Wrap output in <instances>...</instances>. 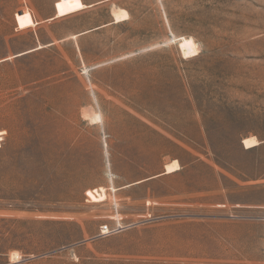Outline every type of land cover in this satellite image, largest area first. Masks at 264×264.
<instances>
[{
	"label": "rangeland",
	"instance_id": "374dc122",
	"mask_svg": "<svg viewBox=\"0 0 264 264\" xmlns=\"http://www.w3.org/2000/svg\"><path fill=\"white\" fill-rule=\"evenodd\" d=\"M0 132V264H264V0H0Z\"/></svg>",
	"mask_w": 264,
	"mask_h": 264
},
{
	"label": "bare ground",
	"instance_id": "6f19581e",
	"mask_svg": "<svg viewBox=\"0 0 264 264\" xmlns=\"http://www.w3.org/2000/svg\"><path fill=\"white\" fill-rule=\"evenodd\" d=\"M128 18H129V15H128V13L125 10L118 9L113 14V23H120L122 21L128 20ZM75 37H76V35H74L72 37H69V38L75 39ZM171 41L177 43V46H178L181 54L184 57H193V56L197 55V53H198L197 46H196L195 42L193 41V39L190 38V37H187V38H185V37H177V38H175L174 36H172V40ZM102 65H100V66H102ZM88 74H89V71H88ZM91 120L94 121V122L100 123L101 122L100 114L99 113H95L94 115H92ZM1 134H2V132H0V135ZM242 144H243L244 149H252V148L258 146L259 142L254 137H251V138L248 137V138H244L242 140ZM178 170H179V166H178L177 162L173 161L172 163L167 164L165 166V173L164 174H170V173L176 172ZM95 195L97 196V199H99V200H104L105 196H106L104 190H102L101 192H95ZM97 199H91V201L93 202V201H96Z\"/></svg>",
	"mask_w": 264,
	"mask_h": 264
},
{
	"label": "built area",
	"instance_id": "2783aa9c",
	"mask_svg": "<svg viewBox=\"0 0 264 264\" xmlns=\"http://www.w3.org/2000/svg\"><path fill=\"white\" fill-rule=\"evenodd\" d=\"M108 233H109L108 226H103L101 230V234H108Z\"/></svg>",
	"mask_w": 264,
	"mask_h": 264
},
{
	"label": "crops",
	"instance_id": "0c3cea01",
	"mask_svg": "<svg viewBox=\"0 0 264 264\" xmlns=\"http://www.w3.org/2000/svg\"><path fill=\"white\" fill-rule=\"evenodd\" d=\"M242 145H243V144H242ZM164 173H165V170H164ZM164 173H163V174H164ZM173 173H174V172H173ZM170 174H171V173H170Z\"/></svg>",
	"mask_w": 264,
	"mask_h": 264
},
{
	"label": "water",
	"instance_id": "95a60500",
	"mask_svg": "<svg viewBox=\"0 0 264 264\" xmlns=\"http://www.w3.org/2000/svg\"><path fill=\"white\" fill-rule=\"evenodd\" d=\"M242 143V142H241Z\"/></svg>",
	"mask_w": 264,
	"mask_h": 264
}]
</instances>
